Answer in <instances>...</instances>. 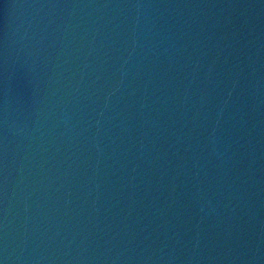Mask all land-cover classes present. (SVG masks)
I'll use <instances>...</instances> for the list:
<instances>
[{
	"label": "water",
	"instance_id": "1",
	"mask_svg": "<svg viewBox=\"0 0 264 264\" xmlns=\"http://www.w3.org/2000/svg\"><path fill=\"white\" fill-rule=\"evenodd\" d=\"M0 264H264V0H0Z\"/></svg>",
	"mask_w": 264,
	"mask_h": 264
}]
</instances>
